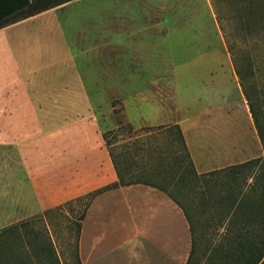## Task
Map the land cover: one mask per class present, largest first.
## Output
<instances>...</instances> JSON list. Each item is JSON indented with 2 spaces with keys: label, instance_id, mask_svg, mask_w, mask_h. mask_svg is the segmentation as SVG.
Returning <instances> with one entry per match:
<instances>
[{
  "label": "crops",
  "instance_id": "0c3cea01",
  "mask_svg": "<svg viewBox=\"0 0 264 264\" xmlns=\"http://www.w3.org/2000/svg\"><path fill=\"white\" fill-rule=\"evenodd\" d=\"M23 1L0 0V179L5 181L0 212L28 217L118 182L93 105L97 95L91 96L88 86L99 64L93 54L107 57L115 75L136 70L135 62L146 66L151 54L150 64L157 68L154 48L167 34L162 21L153 24L146 16L147 0H27L16 8ZM221 73L236 85L230 68ZM155 78L149 93L121 98L133 130L178 125L198 174L246 162L232 160L231 149L218 154L214 149L210 158L195 156L183 105L173 94H163ZM219 87L227 90L223 79ZM9 146L21 165L10 173ZM93 206L100 210L96 224L105 223L103 238L115 241V251H83ZM105 216L111 217L109 224ZM78 247L81 264H186L192 234L183 210L167 194L133 184L92 200Z\"/></svg>",
  "mask_w": 264,
  "mask_h": 264
},
{
  "label": "rangeland",
  "instance_id": "374dc122",
  "mask_svg": "<svg viewBox=\"0 0 264 264\" xmlns=\"http://www.w3.org/2000/svg\"><path fill=\"white\" fill-rule=\"evenodd\" d=\"M147 1L146 16L153 24L162 21L163 35L167 34L161 44L158 43L160 48H154L155 52L159 53L157 60L160 63L157 68L154 67L155 64H150L153 63L151 54L148 57L150 65L140 68L138 62H135L136 70L131 69L127 75L123 70L121 74L115 75V67L111 69L107 57L103 59L100 55L93 54L99 64L96 63L97 66L95 65L93 70L94 82H89L88 86L91 96L97 95L93 105L102 136L104 135L107 141L105 145L110 146L108 149L113 151L114 155L123 153L124 165L121 166L124 170L128 167L133 173H139L151 159L166 164L173 152L182 150L174 131L133 130L123 110L121 98L128 99L133 94L141 97L149 93L153 88L151 83L157 76L159 90L167 97L173 94L177 102L183 105V115H188L187 122L190 127L187 135L195 156L210 158L214 149L216 154L221 149H231L232 160L250 161L264 158L248 102L235 73L236 67L244 81L248 100L264 129V0H221L227 19L226 42L228 41L234 59L229 54L227 43L216 23L210 0ZM251 11L253 13L249 14ZM228 68L231 69L237 86L228 82L229 79L224 81L221 71H227ZM219 79H223L226 86L227 90L224 92L219 87ZM222 109L230 110V115L226 113V117H223ZM144 113L142 110L141 114H138L143 116ZM153 146L154 149L150 148ZM7 161L11 165V169L6 168L9 173L21 170L16 151L11 146L8 148ZM263 166L262 161L252 163L234 175L236 180L229 181V175H226L224 178L221 176V181L215 177L208 185L216 190L228 186H225L226 181L230 182V187L239 186L243 183L242 179L252 170L261 174ZM165 169L158 168L157 171L163 175ZM18 174L20 177L26 175ZM4 183L5 181L0 179V187ZM179 191L183 193L181 201L190 206L185 208L196 236L195 255L198 252L202 257L209 243L214 242L218 215L204 207L208 201L199 195V191ZM84 203L85 201H76L48 215H45V211L28 217L22 216L21 213L0 212V231L14 225L18 228V237L6 240L7 243L13 241L17 244V252L5 250V254L0 255V258L4 256L6 262L9 257H23L27 264H55L52 252L47 250V254L52 258L46 260L47 257H37L39 247L44 244L46 249L53 250L60 264H77L76 226L73 220H77ZM98 209V206L92 207L82 243L83 251L86 253L92 248L94 255L115 251V241L110 242V238H103L105 223L96 224L100 216ZM105 217L108 219L106 223L109 224L111 217ZM118 264L122 263L118 261Z\"/></svg>",
  "mask_w": 264,
  "mask_h": 264
},
{
  "label": "trees",
  "instance_id": "16d2710c",
  "mask_svg": "<svg viewBox=\"0 0 264 264\" xmlns=\"http://www.w3.org/2000/svg\"><path fill=\"white\" fill-rule=\"evenodd\" d=\"M210 2L213 8L216 23L222 33L225 43H227V49L231 55V48L228 45V41L226 42L227 38L225 26L227 24V19L224 11V5L222 4L221 0H210ZM27 4V0H24L22 3L18 2L16 8H21ZM251 13H253V11H251L249 14ZM231 57L234 59L233 55H231ZM235 73L239 78V85L241 87L242 93L248 102V108L253 120L256 134L264 152V129L260 126L259 120L254 111V107L248 100V96L245 92L244 81L236 67ZM140 130L158 132L172 130L177 135L178 141L182 145V150H176L173 152V156L166 164L162 162H155L151 159L149 160L150 163H148L146 167L142 168L139 173H133L128 170V167L126 170H124V168L121 166L124 165L123 153L114 155L113 151L108 149L110 146L106 144L113 167L117 174L118 182L104 186L84 196L70 200L61 206L45 211V215H48L50 212L60 210L61 208H64L73 202L85 201L82 207L83 209L77 220H73L76 226L77 264H81L78 251L81 222L83 221L87 208L91 204L92 200L97 195L109 189L119 186H130L133 184H144L163 191L183 210L192 234V247L186 264H264V169L261 174H257V171L255 172L252 170L242 179L243 183L239 186L233 185L230 187L229 185V181L236 180L234 175L237 172L239 173V171H242L250 164L255 162L262 161L264 164V158L252 159L242 164L229 166L205 174H198L195 170L193 161L185 144L183 134L178 125L145 127ZM103 139L106 143L107 141L104 135ZM149 145H151V143H149ZM150 148L154 149L155 147L153 146ZM164 167L166 169L163 171V175H161V172H158L160 169L158 171L157 169ZM226 175H229L230 180L226 181L225 186L226 184H228V186L225 188L221 187L220 190H216L213 189L212 186L208 185V182L213 180L215 177L221 181V176L224 178ZM179 190L199 191V195L205 198V201H208L204 207L214 213L216 212L218 215L217 226L214 229V242L209 243L208 247H206V253L202 254V257L198 255V252L197 255H195L196 236L185 208L190 206L185 205L181 201V196L183 193H181ZM210 198L211 201H209ZM191 209L194 211L192 207ZM199 233L201 237L200 230ZM15 237H18V228L16 225L0 231V255H4L5 250L9 252L14 250L17 252V244H14L13 241L8 243L6 241L8 238L12 239ZM49 247L52 249L51 246ZM46 248V245L42 244L39 247V254L37 257H47L46 260H49L53 257L54 263L60 264L58 257L55 253H53V250L49 251V249ZM46 250L49 253L52 252V257L50 254H47ZM199 261H202V263ZM0 264L27 263H25V259L23 257H9V259H6L5 262L4 256H2V258H0Z\"/></svg>",
  "mask_w": 264,
  "mask_h": 264
}]
</instances>
